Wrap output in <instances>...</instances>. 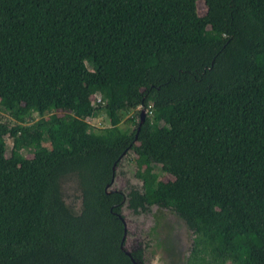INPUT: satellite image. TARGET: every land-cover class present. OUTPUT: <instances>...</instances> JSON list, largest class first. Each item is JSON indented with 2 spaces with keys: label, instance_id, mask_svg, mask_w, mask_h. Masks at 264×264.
<instances>
[{
  "label": "trees",
  "instance_id": "1",
  "mask_svg": "<svg viewBox=\"0 0 264 264\" xmlns=\"http://www.w3.org/2000/svg\"><path fill=\"white\" fill-rule=\"evenodd\" d=\"M198 1L0 0V264H142L125 205L183 219L184 264H264V0Z\"/></svg>",
  "mask_w": 264,
  "mask_h": 264
},
{
  "label": "rangeland",
  "instance_id": "2",
  "mask_svg": "<svg viewBox=\"0 0 264 264\" xmlns=\"http://www.w3.org/2000/svg\"><path fill=\"white\" fill-rule=\"evenodd\" d=\"M197 9L200 15H204L207 11L206 3L203 0L198 1ZM97 95L98 92L94 96ZM100 99H102L101 96L98 97V100ZM134 114V110L123 114L120 123L122 129L129 131L134 129L135 125L129 120ZM0 117L10 123L16 121L1 110ZM38 117L35 115V118ZM107 120H109V117L105 115L103 110L88 118V121L97 128L105 127ZM12 144L13 138L7 137L8 153ZM43 146L46 148L51 147L49 142L43 143ZM25 155L32 157L33 153L26 150ZM136 157V153L131 151L122 159L121 165L116 170L114 182L109 185L110 189L128 191L130 187L142 186V181L136 176ZM155 169L159 171V165H155ZM162 178L168 180L171 175L165 173ZM77 186V181L73 177L66 178L62 183L66 203L79 212L82 200ZM122 214L125 217L128 232L125 240L126 248L132 251L140 247L144 252L145 264H184L183 260L189 255L192 245L193 232L175 212L153 206L148 212L135 214L127 206H124ZM159 240L162 244V241H164V247L161 246ZM179 255H182L181 259Z\"/></svg>",
  "mask_w": 264,
  "mask_h": 264
},
{
  "label": "water",
  "instance_id": "3",
  "mask_svg": "<svg viewBox=\"0 0 264 264\" xmlns=\"http://www.w3.org/2000/svg\"><path fill=\"white\" fill-rule=\"evenodd\" d=\"M145 113H146V110H145L144 108H142V110H141V116H142V119H143V120H144ZM123 221H124V224H125V235H124V241H125V240H126V237H127V224H126L125 217H123ZM159 242H160L161 246H163V247L165 246L164 241H162L163 244L161 243L160 240H159ZM122 249L126 252V254L132 256V251H130V250H128V249L126 248V243H125V242H123V244H122ZM182 250H183V247H182ZM179 257H180V259H181L182 255L179 256ZM185 259H186V257L184 258L183 262L185 261ZM134 262H135L136 264H138V262H137L136 260H135Z\"/></svg>",
  "mask_w": 264,
  "mask_h": 264
},
{
  "label": "flooded vegetation",
  "instance_id": "4",
  "mask_svg": "<svg viewBox=\"0 0 264 264\" xmlns=\"http://www.w3.org/2000/svg\"><path fill=\"white\" fill-rule=\"evenodd\" d=\"M121 165V162H120V164H119V166ZM119 166H116L115 167V176H116V170L118 169V167ZM115 176H114V178L112 179V181H111V184L114 182V179H115ZM110 184H108V186H109ZM112 190V189H111ZM115 190H122V189H115ZM126 206V205H125ZM128 209H130L132 212H133V210L131 209V208H128ZM134 213V212H133ZM128 233V232H127ZM139 246V245H138ZM138 250H142V249H140V247H137L136 249H134V250H132V252L134 251H138ZM143 256H144V254H143ZM144 260V261H143ZM143 260H141L143 263L142 264H145V258L143 257Z\"/></svg>",
  "mask_w": 264,
  "mask_h": 264
},
{
  "label": "clouds",
  "instance_id": "5",
  "mask_svg": "<svg viewBox=\"0 0 264 264\" xmlns=\"http://www.w3.org/2000/svg\"><path fill=\"white\" fill-rule=\"evenodd\" d=\"M99 96H101V98H102V95L100 94V92H98V95L97 96H94V99H95L96 102H100L101 101V99L98 100V97Z\"/></svg>",
  "mask_w": 264,
  "mask_h": 264
}]
</instances>
